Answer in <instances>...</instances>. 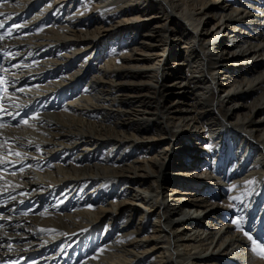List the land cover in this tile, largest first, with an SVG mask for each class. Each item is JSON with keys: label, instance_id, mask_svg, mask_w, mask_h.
<instances>
[{"label": "bare ground", "instance_id": "bare-ground-1", "mask_svg": "<svg viewBox=\"0 0 264 264\" xmlns=\"http://www.w3.org/2000/svg\"><path fill=\"white\" fill-rule=\"evenodd\" d=\"M0 13L16 31L0 39L7 103L41 107L0 132L30 162L3 188L43 204L0 228L13 251L55 261L94 242L80 264H264L244 235L264 247V0H1Z\"/></svg>", "mask_w": 264, "mask_h": 264}, {"label": "rangeland", "instance_id": "rangeland-1", "mask_svg": "<svg viewBox=\"0 0 264 264\" xmlns=\"http://www.w3.org/2000/svg\"><path fill=\"white\" fill-rule=\"evenodd\" d=\"M172 24H174V22H171ZM223 32V31H222ZM227 33V31H224V34H226ZM226 36V35H225ZM227 37V36H226ZM223 39V38H222ZM175 41L176 40H173V39H171V42H173V44H172V46L174 47V45H176V43H175ZM177 51H179V49H177ZM170 53V52H169ZM175 53V52H174ZM95 54H96V56H98V52L96 51L95 52ZM181 56V55H180ZM180 56H178V57H176V60H178L179 59V57ZM219 82H222V79L220 78V80H219ZM222 88V87H221ZM222 89H220V93L221 94H223L222 92ZM170 93H172V96L171 97H174L175 96V91L174 90H172L171 89V92ZM197 146V145H196ZM194 147H195V144H194ZM200 148V147H199ZM189 151H193V149H191V150H189ZM194 153H196L197 154V152H194ZM181 155H183V154H181ZM184 156V155H183ZM194 160H199L200 159V156L198 155V158L196 157V158H193ZM220 214H222V211H221V208L220 209H218V210H216V217H219V215ZM233 214V212H231V213H228V214H226V215H228L229 217L231 216ZM141 215V211L140 210H138V212H137V214H136V219H135V222H139V216ZM200 218H201V221H202V223H205V222H207L208 220H212V219H210L208 216L209 215H205V214H200ZM229 217H228V219L226 218L225 219V222H229ZM153 216L151 217V220H150V222H151V224H153L154 223V221H153ZM219 221H221V222H218V224H221L223 221H224V219H220L219 218ZM176 223H179V221H175L174 222V224H176ZM173 224V225H174ZM209 225H210V223H209ZM244 230H246L245 232H248V233H251L252 235H255V232L252 230V227L251 226H246V228H244ZM248 253H244V249H241L240 250V252L238 253V256L236 257V260H238V261H241V263H244V259H245V255H247Z\"/></svg>", "mask_w": 264, "mask_h": 264}, {"label": "snow or ice", "instance_id": "snow-or-ice-1", "mask_svg": "<svg viewBox=\"0 0 264 264\" xmlns=\"http://www.w3.org/2000/svg\"><path fill=\"white\" fill-rule=\"evenodd\" d=\"M0 15H3V14L0 13ZM0 27H3V24H2V23H0ZM6 35H11V31L9 30V31L6 33ZM3 38H4V36H0V39H3ZM19 91H23V89H19ZM36 118H37V117H35V116L32 117V119H36ZM22 123L27 124L28 121H27V120H24V121H22ZM10 154H11V153H10ZM15 155H16V156H21V153L16 152ZM0 163H4V161H0ZM20 171L22 172V171H24V169L21 168ZM13 175H15L14 172H13ZM247 183H252V181H248ZM233 199H234V198H233ZM90 207H91V206H90ZM42 214H43V213H42ZM24 215H27V213H24ZM232 223H233L234 225H236L237 227H239V220H233ZM240 230L243 231V229H240ZM244 235H245L250 241H252V244H253L252 251H253L255 254L261 256L262 258H264V247H262L261 244H257L256 240H254V239L252 238V236L249 235L248 232H244ZM262 244H264V242H262ZM101 251H103V250H101Z\"/></svg>", "mask_w": 264, "mask_h": 264}]
</instances>
